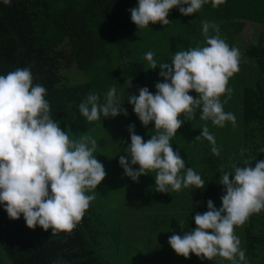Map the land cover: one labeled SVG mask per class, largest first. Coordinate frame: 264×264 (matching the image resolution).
<instances>
[{
	"label": "trees",
	"instance_id": "1",
	"mask_svg": "<svg viewBox=\"0 0 264 264\" xmlns=\"http://www.w3.org/2000/svg\"><path fill=\"white\" fill-rule=\"evenodd\" d=\"M137 2L12 0L6 5L0 0V74L30 68L33 83L47 89L45 98L51 115L60 122L62 130L68 128L79 104L94 93L96 86L103 96L114 84L122 85L121 89L129 87L131 91L117 92L127 115L117 116L115 133L130 139L128 128L134 125L135 133L147 141L157 134L154 122L144 127L127 101L130 95L139 94L140 87H147L155 94V84L163 82L160 69H151L145 54L152 51L158 65L171 62L179 50L205 46L202 22L218 25L221 38L241 52L240 70L227 85L232 89L231 96H221L222 102L227 98L224 110L236 116V124L226 122L224 127L215 126L210 120L200 119L197 110L192 120H185L183 115L179 117L184 123L170 141L173 150L179 151L185 160L186 168L191 167L202 176L205 187L189 186L162 193L156 189L155 171L140 176L138 182L126 175L122 177L130 189H135L130 194L133 199L136 197L131 203L133 208L158 213V216L165 214L166 218L167 213H181V216L183 213L190 231L197 227L195 215L208 210V200L217 209L221 207V196L225 194L220 184L223 172L232 171L234 164L244 167L247 161L255 166L264 160V0H223L216 6L209 0L190 16L173 8L167 17L169 25L155 23L144 29L131 21L130 9ZM215 34L209 32V35ZM114 50L122 59L121 82L115 79L117 74L106 73L105 65L101 64L112 57ZM72 71L85 73L87 80L73 84ZM95 74H98L96 79ZM189 95L197 97L195 91ZM205 126L216 139L219 156L212 153L210 142L197 138ZM93 213L92 209L85 211L71 232L52 234L51 229L40 226L28 228L23 214L19 219H10L0 206V264H56L57 261L113 264L102 252L98 221ZM244 241L248 264H264V210L252 214L244 223ZM193 256L190 253L189 257Z\"/></svg>",
	"mask_w": 264,
	"mask_h": 264
},
{
	"label": "clouds",
	"instance_id": "2",
	"mask_svg": "<svg viewBox=\"0 0 264 264\" xmlns=\"http://www.w3.org/2000/svg\"><path fill=\"white\" fill-rule=\"evenodd\" d=\"M6 5L12 0H2ZM223 0H212L213 6ZM209 0H138L130 9L131 21L144 29L150 24L169 25L167 18L173 8L184 16L197 13ZM187 5V7H184ZM203 23L205 46L179 50L171 62L157 63L154 53L148 51L145 59L151 69H160L163 82L155 84L153 94L140 87L138 95H130L128 103L144 127L154 122L156 135L145 141L129 125L131 143L119 157L124 174L133 182L155 171L156 189L162 193L179 191L195 186L205 187V180L193 168L185 166L179 151H174L171 139L185 120L199 118L224 127L226 122L236 124V116L224 110L232 89L229 79L239 72L241 52L230 46L219 35V26ZM215 35H209V32ZM180 48H183L182 46ZM191 91L197 97L189 95ZM227 98L222 102L221 96ZM47 89L33 83L31 69L17 68L0 74V206L10 219L21 214L26 226H40L71 232L79 222L105 179L106 171L94 154L97 140L89 135L72 140L62 130L60 122L53 119L50 104L45 98ZM79 114L88 122L127 115L115 87L101 97L90 93L78 106ZM212 145L214 155H220L216 139L207 126L197 138ZM241 167L232 165V171L223 172L220 184L225 194L219 209L212 200L207 201V211L194 217L196 228L173 234L168 243L176 254L189 258L190 253L201 260L221 257L231 264H246V250L235 228L248 218L264 210V160ZM138 165V168H133ZM183 170V175L181 172ZM231 177V179H230ZM56 264H62L57 261Z\"/></svg>",
	"mask_w": 264,
	"mask_h": 264
},
{
	"label": "rangeland",
	"instance_id": "3",
	"mask_svg": "<svg viewBox=\"0 0 264 264\" xmlns=\"http://www.w3.org/2000/svg\"><path fill=\"white\" fill-rule=\"evenodd\" d=\"M121 63L122 59L117 50L113 51L109 60L101 62L105 65L106 73L117 74L115 79L120 82ZM102 72L104 71H100ZM87 77L82 72L70 73L73 84L84 83ZM97 77L98 74H95L93 78ZM119 86L122 85H113L117 92L131 91L129 87L124 86L121 89ZM94 93L103 97L98 86L94 88ZM116 120L117 117L101 116V120L88 122L79 114L77 108L73 121L64 130L69 133L72 140H79L84 135L92 136L97 140L98 146L94 156L103 164L106 176L97 186L96 191L86 194H95V199L90 202L87 210L92 209L95 212L93 215L98 221L99 241L103 254L110 258L113 264H231L221 257L209 261L201 260L196 255L185 258L175 253L168 240L173 234L183 236L184 232L188 231L183 213V217L181 213H167L166 218L165 214L158 216V213H144L145 209L133 208L131 203L136 201V197L133 199L130 194L135 189H130L129 184L124 182L123 168L120 164H116L131 141L115 133ZM235 233L241 239V247L246 250L244 224L236 227ZM246 264H248L247 252Z\"/></svg>",
	"mask_w": 264,
	"mask_h": 264
},
{
	"label": "crops",
	"instance_id": "4",
	"mask_svg": "<svg viewBox=\"0 0 264 264\" xmlns=\"http://www.w3.org/2000/svg\"><path fill=\"white\" fill-rule=\"evenodd\" d=\"M149 87L151 88L152 86L150 85Z\"/></svg>",
	"mask_w": 264,
	"mask_h": 264
}]
</instances>
